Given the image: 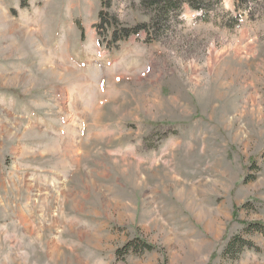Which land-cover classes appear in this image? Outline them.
<instances>
[{"label":"rangeland","instance_id":"374dc122","mask_svg":"<svg viewBox=\"0 0 264 264\" xmlns=\"http://www.w3.org/2000/svg\"><path fill=\"white\" fill-rule=\"evenodd\" d=\"M248 1L115 43L150 26L142 0H0V264H264L247 230L264 226V0ZM238 237L252 246L226 256Z\"/></svg>","mask_w":264,"mask_h":264},{"label":"trees","instance_id":"16d2710c","mask_svg":"<svg viewBox=\"0 0 264 264\" xmlns=\"http://www.w3.org/2000/svg\"><path fill=\"white\" fill-rule=\"evenodd\" d=\"M237 9H243L248 8L247 3L248 0H237ZM255 3H257L259 0H252ZM187 5L191 9L199 11L201 13H205L204 7H205V0H142V6L148 8L151 12H153V18L152 22L149 25L143 24L142 26L133 28V29H125L123 31V35L121 37L118 36V33L114 30L112 33L113 41L117 43L121 40H127L132 35L138 34L141 31H146L148 35H151V29L153 32L160 29V25L169 18L170 16H180L182 14L183 7ZM250 9V8H249ZM207 11V10H206ZM249 11V10H248ZM255 12H253L252 9H250L249 16L250 18L254 17ZM102 23L104 25H108L110 27H113V22H116L115 18L102 16ZM239 23V20L237 24ZM158 28V29H157ZM157 34L159 35V31H157ZM152 36V35H151ZM247 230H255L264 236V226L263 224H256L253 225L251 228L249 227ZM247 246H252L249 242L244 240L243 238H235L233 239L226 247L225 255H232L234 259H236L237 255L242 251L243 248ZM133 243L130 242L126 249L131 250L135 249L133 248ZM138 249V248H136Z\"/></svg>","mask_w":264,"mask_h":264},{"label":"bare ground","instance_id":"6f19581e","mask_svg":"<svg viewBox=\"0 0 264 264\" xmlns=\"http://www.w3.org/2000/svg\"><path fill=\"white\" fill-rule=\"evenodd\" d=\"M27 32V31H26Z\"/></svg>","mask_w":264,"mask_h":264}]
</instances>
